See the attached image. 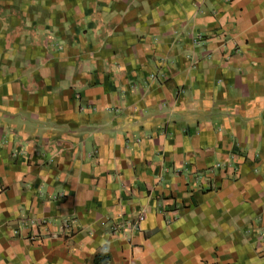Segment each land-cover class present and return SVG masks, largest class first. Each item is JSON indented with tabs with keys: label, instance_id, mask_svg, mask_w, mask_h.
Wrapping results in <instances>:
<instances>
[{
	"label": "crops",
	"instance_id": "obj_1",
	"mask_svg": "<svg viewBox=\"0 0 264 264\" xmlns=\"http://www.w3.org/2000/svg\"><path fill=\"white\" fill-rule=\"evenodd\" d=\"M262 228L264 0H0V264H264Z\"/></svg>",
	"mask_w": 264,
	"mask_h": 264
},
{
	"label": "built area",
	"instance_id": "obj_2",
	"mask_svg": "<svg viewBox=\"0 0 264 264\" xmlns=\"http://www.w3.org/2000/svg\"><path fill=\"white\" fill-rule=\"evenodd\" d=\"M207 40V38L205 37L204 34H197L194 36V41L198 44V45H202L203 43H205V41ZM145 220V215L143 214H139L137 217L133 218V219H124L123 223L122 222H118L116 224V230L117 231H127V230H137L140 229L142 227L143 221ZM67 231L72 229L69 228L71 227V223L67 222L66 224H64ZM263 229V237H264V228ZM72 231V230H71ZM70 232V231H68ZM39 237L38 234L36 235H30L29 238L31 240H37Z\"/></svg>",
	"mask_w": 264,
	"mask_h": 264
},
{
	"label": "trees",
	"instance_id": "obj_3",
	"mask_svg": "<svg viewBox=\"0 0 264 264\" xmlns=\"http://www.w3.org/2000/svg\"><path fill=\"white\" fill-rule=\"evenodd\" d=\"M108 259H109V257L106 256L105 253H100V254L96 255V257H95V263L96 264H99L100 262H107Z\"/></svg>",
	"mask_w": 264,
	"mask_h": 264
}]
</instances>
